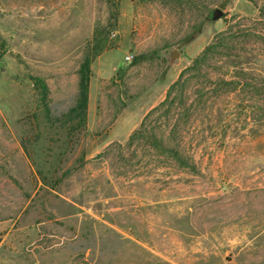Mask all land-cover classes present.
Listing matches in <instances>:
<instances>
[{
    "label": "rangeland",
    "instance_id": "1",
    "mask_svg": "<svg viewBox=\"0 0 264 264\" xmlns=\"http://www.w3.org/2000/svg\"><path fill=\"white\" fill-rule=\"evenodd\" d=\"M95 36L67 134L30 76L60 118ZM0 45V264H264V0H0Z\"/></svg>",
    "mask_w": 264,
    "mask_h": 264
},
{
    "label": "trees",
    "instance_id": "2",
    "mask_svg": "<svg viewBox=\"0 0 264 264\" xmlns=\"http://www.w3.org/2000/svg\"><path fill=\"white\" fill-rule=\"evenodd\" d=\"M115 19L114 13H112ZM109 26V25H108ZM97 36V35H96ZM96 36L94 37L93 47L95 49L91 50L87 48L86 53L84 54L78 68H77V92L75 95V101L73 106H71L65 114H63L60 118L53 119L50 116L49 108H48V95H49V89L48 86L44 80V78L37 76V75H31L30 80L32 82V85L36 91L37 94V108L42 109L44 111L45 120L50 124L53 125L55 122L59 124L60 127H66L67 134H70L71 132L79 130L81 127L84 126L85 123V116H86V109H87V103L89 98V82H90V75H91V67L90 64L92 62L93 56L98 54L101 50L107 48V44L104 40V38L96 39ZM1 47V45H0ZM211 47H206L204 51L193 61V66L191 68H194L195 65L200 61L202 57H205L207 53L210 51ZM4 51H1L0 57L2 56ZM184 74V71L181 73V78L177 79L170 87L169 91L167 93V98L159 103L157 107H154L151 109L143 118L140 127L137 131L133 132L131 135V139H135L138 141H142L144 139L150 140L146 135L147 132H151L150 129H147L148 121L150 120V117L154 113H158L160 109L164 108L168 101V95H170V92L173 91L176 88H180L182 86V75ZM168 110V109H167ZM161 115V114H160ZM159 115V116H160ZM35 116V115H34ZM37 119V117H36ZM157 119V118H156ZM159 122V118L157 119ZM155 120V123L158 121ZM179 123L175 122L172 124L171 132H175L176 129H178ZM153 132L150 135L151 142L153 143V146L156 148H162L163 147V140L159 139L155 133L154 129H152ZM147 131V132H146ZM165 139V138H164ZM170 146V145H169ZM168 145L164 147L165 150L171 151L175 158L179 160V162H184L183 157L179 154L178 145L173 149L172 147H169Z\"/></svg>",
    "mask_w": 264,
    "mask_h": 264
},
{
    "label": "water",
    "instance_id": "3",
    "mask_svg": "<svg viewBox=\"0 0 264 264\" xmlns=\"http://www.w3.org/2000/svg\"><path fill=\"white\" fill-rule=\"evenodd\" d=\"M223 16H224V11H222L220 8H215L210 14V18L212 20L220 19ZM178 55L179 54L177 53V51H173V53L171 54V58L173 59L177 57Z\"/></svg>",
    "mask_w": 264,
    "mask_h": 264
},
{
    "label": "crops",
    "instance_id": "4",
    "mask_svg": "<svg viewBox=\"0 0 264 264\" xmlns=\"http://www.w3.org/2000/svg\"><path fill=\"white\" fill-rule=\"evenodd\" d=\"M17 218H18V216H17ZM16 219V218H15ZM12 230H14L13 228H10L9 230H7L6 232H4L3 234H0V236L2 237V239L0 240V244L3 242V240H4V238L7 236V235H9V233L12 231ZM19 230V229H18Z\"/></svg>",
    "mask_w": 264,
    "mask_h": 264
},
{
    "label": "built area",
    "instance_id": "5",
    "mask_svg": "<svg viewBox=\"0 0 264 264\" xmlns=\"http://www.w3.org/2000/svg\"><path fill=\"white\" fill-rule=\"evenodd\" d=\"M133 57V55L130 53V54H128V55H126V59L127 60H131V58Z\"/></svg>",
    "mask_w": 264,
    "mask_h": 264
}]
</instances>
